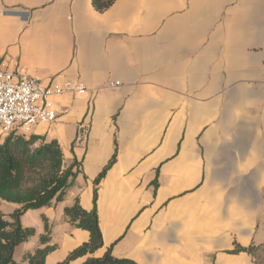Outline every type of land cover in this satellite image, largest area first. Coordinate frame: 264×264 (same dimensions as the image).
Segmentation results:
<instances>
[{
    "label": "crops",
    "instance_id": "obj_1",
    "mask_svg": "<svg viewBox=\"0 0 264 264\" xmlns=\"http://www.w3.org/2000/svg\"><path fill=\"white\" fill-rule=\"evenodd\" d=\"M0 68L87 86L54 96L52 123L17 132L56 139L64 164L77 162L65 198L37 208L36 244L17 262L28 264L44 216L57 244L45 264L89 239L64 209L77 198L94 208L107 167L96 256L257 264L233 250L264 244V0H115L103 11L93 0H0ZM6 203L7 215L20 206Z\"/></svg>",
    "mask_w": 264,
    "mask_h": 264
},
{
    "label": "trees",
    "instance_id": "obj_2",
    "mask_svg": "<svg viewBox=\"0 0 264 264\" xmlns=\"http://www.w3.org/2000/svg\"><path fill=\"white\" fill-rule=\"evenodd\" d=\"M115 0H93L96 9L103 11ZM41 141L38 143V141ZM113 157L111 163L115 160ZM74 162L64 164V152L58 140L46 141L35 134L26 136L13 132L5 139L0 138V264H20L15 259L16 248L37 235L33 226H25L22 216L29 209L49 206L65 198L72 178L76 175ZM107 167L96 178L94 190L95 206L85 209L80 200L64 209L67 220L74 226L88 230L90 237L75 247L58 264H70L72 260L86 256L81 264H141L130 257L113 254L110 247L102 256L95 253L104 245L102 229L97 210L98 185ZM17 203L20 206L7 215L1 209L2 201ZM45 231L39 235V245L24 253L23 260L28 264H45L48 254L57 248L52 241V225L43 217ZM251 253L257 264H264V244L261 246L236 245L233 252Z\"/></svg>",
    "mask_w": 264,
    "mask_h": 264
},
{
    "label": "built area",
    "instance_id": "obj_3",
    "mask_svg": "<svg viewBox=\"0 0 264 264\" xmlns=\"http://www.w3.org/2000/svg\"><path fill=\"white\" fill-rule=\"evenodd\" d=\"M117 84L118 81L112 82L110 86ZM86 90L81 81L45 85L24 68L16 71L0 68V138L52 123L58 117L54 96L66 92L82 94Z\"/></svg>",
    "mask_w": 264,
    "mask_h": 264
},
{
    "label": "rangeland",
    "instance_id": "obj_4",
    "mask_svg": "<svg viewBox=\"0 0 264 264\" xmlns=\"http://www.w3.org/2000/svg\"><path fill=\"white\" fill-rule=\"evenodd\" d=\"M10 203H6L4 204L1 208L4 210V211H7L9 210L8 209V205ZM44 221V219H43ZM22 223L23 225H27V226H40L41 223H42V218H41V215H40V212L39 210L37 209H29L23 216H22ZM36 244V238H33L32 240L28 241V242H25L21 245H19L17 248H16V252H15V257L16 258H19L20 257V254H21V251L26 248V247H33L34 245Z\"/></svg>",
    "mask_w": 264,
    "mask_h": 264
}]
</instances>
